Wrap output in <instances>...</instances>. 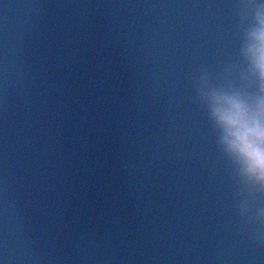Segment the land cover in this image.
<instances>
[{"label":"water","instance_id":"water-1","mask_svg":"<svg viewBox=\"0 0 264 264\" xmlns=\"http://www.w3.org/2000/svg\"><path fill=\"white\" fill-rule=\"evenodd\" d=\"M239 0H0V264H264L193 76Z\"/></svg>","mask_w":264,"mask_h":264},{"label":"clouds","instance_id":"clouds-1","mask_svg":"<svg viewBox=\"0 0 264 264\" xmlns=\"http://www.w3.org/2000/svg\"><path fill=\"white\" fill-rule=\"evenodd\" d=\"M238 59L219 75L200 67L190 97L210 122L240 218L264 247V0H239Z\"/></svg>","mask_w":264,"mask_h":264}]
</instances>
